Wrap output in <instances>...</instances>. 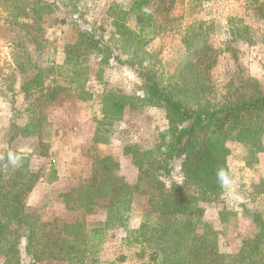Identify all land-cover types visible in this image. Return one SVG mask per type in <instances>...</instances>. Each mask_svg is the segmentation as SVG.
<instances>
[{
	"label": "rangeland",
	"instance_id": "obj_1",
	"mask_svg": "<svg viewBox=\"0 0 264 264\" xmlns=\"http://www.w3.org/2000/svg\"><path fill=\"white\" fill-rule=\"evenodd\" d=\"M44 1L52 9L43 24L47 63L63 64L78 29L100 41L99 59L104 56L106 62L97 65L98 58L91 62L87 99L71 92L62 102L42 105L36 113L41 118L39 137L25 135L33 116L26 113L23 96L8 91L6 82H0V182L9 195L19 193L28 227L35 233L30 253L25 249V237H20L18 260L11 263L79 264L76 258L59 261L40 253L46 243L60 242L65 224L81 222L74 201L76 190L90 179L95 163L107 156L117 163L120 177L134 186L138 170L124 148L154 149L167 128L165 111L145 99L143 81L135 70L139 66L127 63L129 53L137 48L139 56L148 53L150 57H141L140 67L162 71L170 83L188 79L197 69L201 76L192 79L209 88L211 100L219 101L234 88L264 93V0H151L141 21V42L127 39L138 35V23L128 13L133 0ZM259 4L263 5L261 13L254 10ZM10 55L0 38L1 74L8 72ZM105 88L132 98L120 121L112 126L105 120L100 123ZM227 148V172L219 202L204 205L202 220L213 229L217 249L228 259L258 232L255 216L261 213L264 218V193L259 188L264 182V140L256 157L231 141ZM169 167L170 173L161 180L167 187L180 184V161H170ZM146 199L134 193L124 225L108 229L101 249L86 254L83 264L146 263V256H137L147 230L142 225L153 221ZM97 205L101 208L106 201L99 200ZM93 220L94 216H87L83 223ZM29 228L21 229L20 235ZM3 262L1 254L0 264Z\"/></svg>",
	"mask_w": 264,
	"mask_h": 264
},
{
	"label": "trees",
	"instance_id": "obj_2",
	"mask_svg": "<svg viewBox=\"0 0 264 264\" xmlns=\"http://www.w3.org/2000/svg\"><path fill=\"white\" fill-rule=\"evenodd\" d=\"M150 1L133 0L131 3L128 13L138 23V35L131 34L127 38L132 42L142 40L140 34L144 26L141 21ZM262 6L259 4L255 12L261 13ZM51 12L44 0L26 3L0 0V38L5 40L11 52L8 72L1 74L0 68V82H6L8 91L23 96L27 104L25 111L33 116L29 119L26 136H38L41 118L36 113L43 104L62 102L71 92L80 99H87L91 62L95 58H98L97 65L106 62L104 56L99 59L102 54L100 41L78 29L74 42L66 49L63 64L47 63L43 24L45 16ZM261 15L264 16V12ZM133 51L129 53L132 55L127 63L132 67L139 66L135 70L143 81L145 99L151 106L165 111L167 128L160 137L161 143L146 151H138L132 146L124 148L138 170L134 186L120 177L117 163L109 156L95 163L90 179L76 190L78 194L74 201L81 222L65 224L59 244L57 241L46 243L47 248L43 246L40 253L59 261L76 258L83 264L86 254L101 249L108 229L124 225L125 215L137 192L146 196L153 214L151 224L142 225L147 230L142 235V249L137 256H146L143 264H264V218L261 213L253 220L259 227L258 232L245 241L237 253L227 256L228 259L217 249L215 232L202 220L204 205L219 202L227 172V143L238 144L250 157H256L263 150L264 93L254 88L252 92L234 88L219 101L211 100L209 88L192 79L201 76L197 69L188 79L170 83L162 71L154 70L152 66L140 67L141 57H150L148 53L139 56L138 48ZM131 103L130 96L114 88H105L100 123L105 120L112 126L120 121ZM174 159L180 161L183 180L167 187L161 177L170 173L169 163ZM259 188L264 193V182ZM19 197L16 191L9 195L0 182V255L3 264H12L14 258L18 260L17 242L21 236L25 237L28 253L32 249L35 233L28 227ZM99 200L106 201V205L99 208ZM87 216H94V220L83 223ZM26 227L28 232L20 235L19 231ZM13 264L20 263L13 261Z\"/></svg>",
	"mask_w": 264,
	"mask_h": 264
}]
</instances>
